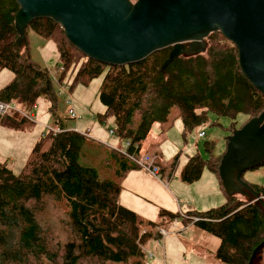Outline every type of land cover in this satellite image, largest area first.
<instances>
[{
  "label": "trees",
  "instance_id": "obj_1",
  "mask_svg": "<svg viewBox=\"0 0 264 264\" xmlns=\"http://www.w3.org/2000/svg\"><path fill=\"white\" fill-rule=\"evenodd\" d=\"M18 7L15 0H0V72H12L0 88V101L15 102L29 112L39 99H45L48 111L56 114L58 95L47 70L52 68L31 58L27 32L31 29L54 37L59 56L54 69L63 66L60 79L68 81L71 89L102 75L98 98L104 111L98 112L96 119L99 124L111 119L119 143L130 141L129 150L145 139L155 122L161 131L170 128L174 106L183 121V135L186 129L207 121L210 111L232 119L245 113L247 122L264 110V96L244 76L237 48L220 31L204 38L205 51L179 55L164 70L161 65L170 46L139 61L114 65L87 57L70 43L58 23L46 17L28 24L18 46L14 27ZM32 123L16 111L0 118V125L6 128L23 129ZM54 126L60 131L42 135L18 172L0 162V264H144L141 243L151 234L139 236L136 212L119 203L121 180L139 166L108 148V154L121 164L120 179H100L95 167L81 161L82 145L90 138L67 128L59 118ZM224 152L209 159L197 153L189 155L180 178L193 182L203 169L219 176ZM166 168L161 164V170ZM250 185L264 196L263 186ZM224 192L222 205L185 214L200 216L194 223L219 237L217 259L247 264L264 239V212L257 202L237 192ZM159 217L160 221L146 224L190 219L167 209H160Z\"/></svg>",
  "mask_w": 264,
  "mask_h": 264
},
{
  "label": "water",
  "instance_id": "obj_2",
  "mask_svg": "<svg viewBox=\"0 0 264 264\" xmlns=\"http://www.w3.org/2000/svg\"><path fill=\"white\" fill-rule=\"evenodd\" d=\"M14 27L20 46L35 18L58 23L70 43L94 60L114 65L139 61L170 46L161 69L184 53L205 51L204 38L220 31L237 48L240 70L264 96V0H15ZM264 163V110L227 136L218 173L227 194L260 193L242 179ZM251 197V198H250ZM264 263V239L247 264Z\"/></svg>",
  "mask_w": 264,
  "mask_h": 264
},
{
  "label": "rangeland",
  "instance_id": "obj_3",
  "mask_svg": "<svg viewBox=\"0 0 264 264\" xmlns=\"http://www.w3.org/2000/svg\"><path fill=\"white\" fill-rule=\"evenodd\" d=\"M132 1L134 2L135 0ZM27 32L28 49L31 54V58L35 62L42 64V66L47 65L54 69L56 62L59 60L56 45L53 40L54 37L37 34L31 29H27ZM11 76L12 72L8 69H4L0 72V88L9 81ZM101 80L102 75L93 79L88 85L78 84L73 89L70 88L71 90L66 89V91H71L75 109L80 115L78 126L81 130L83 129L81 122L85 120V117H83L82 115L85 114L88 116H96L99 110L103 109V105L100 103L98 98V88ZM53 86L56 94L58 95L57 106L55 109L56 115H60L64 120H69L70 124H74L75 121L68 118V106L65 103V99L69 97V95L66 92H61V87L58 83L54 82ZM37 104H39L38 107H33L32 110L40 114H45L48 120L52 121L53 117L55 116H53L48 111L49 102L45 99H39ZM247 119L248 115L245 113H238L235 118L232 119L230 116H220L210 111L208 112L207 121L194 125L190 130L186 129V133L185 135H183V121L180 117L178 108L174 106L170 112V120L172 121L171 127L166 128L163 131H161V129L159 128V133H156L155 135L156 143L159 144L160 149L162 148V162L165 163L168 168L173 167V169H171L174 170L172 171L171 179H179L181 180V182H183L181 190H176L177 192L173 191V194H175L177 200L175 202L173 201L174 208L173 206L166 205L165 199L163 198L165 196V191L163 192L161 189H157L159 198H149V196H147L149 194H142L144 195L143 197H141V195L132 194L131 191H133L134 189H137L141 192V190L138 189V185H135L136 181H141V173L137 171L141 170L140 167L133 169L130 173L131 176H136V181L131 180V177H128L126 181V175L121 180V184H123V180L125 179L124 183L127 184V191H125L126 194L129 195L127 196V198L131 200V203H133L131 205H138L137 207L143 210L148 209V211L146 212L147 215L149 214L151 217H153L152 219H155V221L157 222L160 221L159 214L157 215V209L177 211L179 209L178 205L182 206V209L184 210L186 208H192L193 204L198 205L196 207H198L199 210L209 209L204 208L203 205H206L204 201L207 202L210 196H212L213 192L217 190V184H219L221 188V194H225L220 177L214 172L203 169L201 176L199 177L200 179H196L193 182L187 183L180 178V170L185 164L189 155L199 153L203 159H209L219 156L226 148V138L231 133L230 129L232 128L233 130L240 127V125ZM35 120H37V117L35 118ZM92 124L99 123L96 119H93ZM111 125L112 120L108 119L103 124L104 130L106 129L107 131V128ZM154 127L157 126L153 125L152 129ZM40 128L42 127L35 123H32L28 124L25 127V130H35L38 134ZM6 131H8L6 127H0V162H6L9 168H11L15 172H18L25 163L22 153V145L24 140L11 138L10 136L6 135ZM199 131H204L205 135L202 137H198ZM142 141L146 144H150L151 147H156L153 144L152 140L147 139V136ZM10 155H12L13 161L9 160ZM108 155L109 154L107 146L97 140L89 139V141L84 142L82 145L81 161L84 164L95 167L99 173L100 179H110L113 181H118L120 179V172L122 169L121 164L118 160H115V157L109 155L112 158L111 159L108 157ZM209 177L212 179H209ZM242 179L249 184H256L264 187V163L244 171L242 174ZM165 188L169 189L170 191L172 190V187L169 185V183L168 186H165ZM239 196H244L245 199L251 200V202L255 201V198L253 196H251L252 198L250 197L251 199H249V197L243 195L242 193H239ZM155 216L156 218H154ZM177 219L178 220H175L172 223L175 226L171 224L169 228H167L168 223L165 224V222H163L164 227L166 226L165 228L168 229V231H173L175 232V234L182 236L180 238L181 240H184L182 242L183 244H186V240H192L193 243L192 245H190L192 249H189V251H191L192 253L191 255L187 251H185V248L183 247H180L179 251L176 252V254L178 255L176 257L180 259L177 260V264H228L216 259L215 257V251L220 243V240L218 237H215V234L213 232L199 227L196 223L191 222L190 220L186 221V223H194L193 227L188 228V226L183 227L176 225L175 222H181L182 218L179 217ZM173 227L175 228L173 229ZM197 232L200 233L197 234ZM172 239L173 237H170V235H168V237H166L165 239V242L167 243ZM183 246L186 247L187 244ZM165 252L167 254L168 250L166 249ZM154 255L156 259L157 254L154 253ZM167 260L170 261V258H167Z\"/></svg>",
  "mask_w": 264,
  "mask_h": 264
},
{
  "label": "crops",
  "instance_id": "obj_4",
  "mask_svg": "<svg viewBox=\"0 0 264 264\" xmlns=\"http://www.w3.org/2000/svg\"><path fill=\"white\" fill-rule=\"evenodd\" d=\"M38 105L39 104L36 103V107L35 108H37ZM103 111H104V106H103L102 110H99V112H103ZM30 113L33 116L34 123L42 127V128L39 129V133H38L39 136H38V134H37V132L35 130H32V131L31 130H25V128H23V129L22 128H17V129L7 128L8 131L5 132L6 135L10 136L11 138H14V139H17V140H24L23 141V145H22V153H23V158H24L25 161H26L30 151L32 150L33 146L35 145V143L45 133V125H53L54 126L55 119L59 118V119H61V121H62L64 126H67V128L72 129V128L75 127V125L78 126V122H79V120H78L77 123L70 124L69 120H64L60 115H56V114L53 115L52 113L51 114L53 116H55V117H53L52 121H49L45 114H40V113H37V112H35L33 110L30 111ZM82 116L85 117V120H83L81 122V124L83 126L82 130L78 126V130L79 131H86V129H88L89 130L88 137L90 139H94V140H97V141L101 142L102 144L106 145L107 148H111L109 145H111V146L116 145L118 147L122 146L123 143H119V141L117 140L116 136L113 137V136L109 135L108 130L112 128L111 126L108 127L107 131H106V129L104 130L103 124H92V121H93V119H96V116H94V115L88 116V115H85V114L82 115ZM36 117H37V120H35ZM58 124H60V123H58ZM153 125H156L158 127L159 123L155 122ZM0 127H1V125H0ZM157 127H154L153 129H151V131H149V133L147 134V139L152 140L153 144L157 148L160 149L159 144L156 143V137H155L156 133H159V127L158 128ZM161 149H160V151H161ZM108 157L111 158L109 155H108ZM161 158H162V151H161ZM9 160L13 161L12 155H10ZM161 164L167 167V165H165V163H163L162 160H161ZM7 166H8V164H7ZM137 171L141 173V181L140 180L136 181V178H135L136 176H131L130 173L132 172V170L129 171L126 174V176H125L126 181H127L128 177H131V180L136 181L135 185H138V189L141 190V192H140L137 189H134L133 191H131L132 194L133 195H141V197L144 196L142 194H149V195H147V196H149V198H152V197L153 198H159L157 189H161L163 192L165 191V196L163 198L165 199L166 205L173 206V208H174V202L177 201V200H176L175 194H173V191L175 192L176 190H178V191L181 190L183 182H181V180H179V179H174V178L171 179L170 178L171 179V180L169 179L170 182L168 181L167 184H166L164 181L152 176L149 172H147L146 170H144L142 168H141V170H137ZM163 171H170V169L166 168ZM125 179L123 180L122 191H121V194L119 195V203L121 205H124L126 207H129V208L133 209L136 212L137 222L140 223L141 228L146 227V226L149 225V224L148 225L146 224L147 221H155V219H152L153 217H151L149 214L147 215L146 212L148 211V209L143 210V209H139L137 207L138 205H136V206L135 205H131L133 203H131V200H129L127 198V196H129V195L126 194V191H127L126 185L127 184L124 183ZM209 179H212V178L209 177ZM213 181H214V178H213ZM168 183L172 187V190H171L172 192L169 189L165 188V186H168ZM217 185H218L217 190L213 192V194H212V196H210L209 200L207 202L204 201V203L206 204V205H203L204 208H209L210 209V208H212V206L213 207H215V206L217 207L219 205H222L225 202V194H221V188H220L219 184H217ZM242 197H244V196H242ZM150 200H153V199H150ZM159 206H162V205H159ZM196 206H198V205L193 204L192 208H190V209L186 208V209L183 210L182 206L178 205V208H179L178 210L179 211L178 210L177 211H173L172 210V212H179V213L183 214V213H187L188 211H191V210H197V211L208 210V209L199 210L198 207H196ZM167 208H169V207H167ZM158 214H159V210L157 209V215ZM154 218H156V216ZM176 220H178V219H176ZM179 220H181V219H179ZM174 221H175V219L170 221L168 223V227L167 228H169V226ZM175 224L179 225V226H183V227L184 226L185 227L188 226V228L194 226V223H186L183 220H181V222L177 221V222H175ZM172 225H174V224H172ZM159 226H164V225H159ZM174 228L175 227H173V229ZM173 229H171V230H173ZM149 232H150L151 236L146 240V242L144 244L141 243V247L144 250L145 257H146V261H145L144 264H177L178 263L177 260H180V259L178 257H176V256H178L176 254V252L179 251L180 247L181 248L182 247L185 248V251H187L190 255L192 254L191 251H189V249H192L191 246H190V245L193 244L192 240H190V241L186 240L187 246L185 247L183 245H186V244L182 243L184 240H181V238H180L182 236H179V235L175 234V232H173V231H170L168 234H166L165 236H162V237H159L157 232L154 231V230H151ZM149 232H147V233H149ZM198 233H200V232H197V234ZM168 235H170V237H173V239L169 240L166 243L165 239H166V237H168ZM185 236H186V234H185ZM215 237H218V236L215 234ZM166 249L168 250L167 254L165 252ZM160 250L162 252V256H161ZM153 252L157 254V258L156 259H155V255H154ZM147 257L149 259H151V260H149ZM167 258H170V261H168ZM254 263L255 264H261V263H263V260L259 258V259L255 260ZM112 264H117V263H112Z\"/></svg>",
  "mask_w": 264,
  "mask_h": 264
},
{
  "label": "built area",
  "instance_id": "obj_5",
  "mask_svg": "<svg viewBox=\"0 0 264 264\" xmlns=\"http://www.w3.org/2000/svg\"><path fill=\"white\" fill-rule=\"evenodd\" d=\"M49 71L50 80L52 83L56 82L61 87V92L67 93L69 97L65 99V103L68 106V117L70 119H73L75 123L80 119V115L75 109L73 98L71 96V91H66V89L70 90L69 82L61 80L60 76L63 71V66H59L56 69H47ZM33 107H36V104L33 105ZM10 111H16L20 115L26 117L29 120H33L32 114L29 112H26L21 107H19L15 102H3L0 101V118L3 117L5 114H7ZM74 131L81 132L82 134L88 136L89 130L86 129V131H79L78 126L75 125L74 128H72ZM48 131L57 132L60 131L58 126L53 125H45V135ZM110 136H115L114 130L111 128L108 130ZM204 131L198 132V137L204 136ZM130 141L126 140L123 142L121 147H118L116 145H109L111 148L115 149L118 153H120L123 157L131 160L133 163H135L140 168L146 170L149 172L152 176L164 181L166 184L169 181V179L172 177V171H163L161 170V151L157 147H151L150 144H146L143 141L140 143H137L134 145V148L132 150H129L128 147L130 146ZM264 200V196H260ZM256 200V199H255ZM183 217L190 218L189 220L191 222L200 220L201 217L197 215L187 216L185 213L181 214ZM176 220V219H175ZM154 230L157 232L159 237L165 236L170 231L166 229L164 226L159 225H148L146 227L140 228L139 230V236Z\"/></svg>",
  "mask_w": 264,
  "mask_h": 264
}]
</instances>
